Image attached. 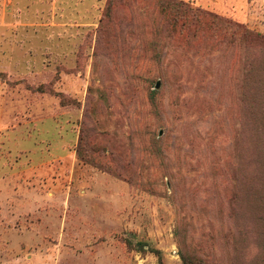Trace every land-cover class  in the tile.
Returning <instances> with one entry per match:
<instances>
[{"label":"rangeland","instance_id":"374dc122","mask_svg":"<svg viewBox=\"0 0 264 264\" xmlns=\"http://www.w3.org/2000/svg\"><path fill=\"white\" fill-rule=\"evenodd\" d=\"M167 1L0 0V264L260 263L264 0Z\"/></svg>","mask_w":264,"mask_h":264},{"label":"trees","instance_id":"16d2710c","mask_svg":"<svg viewBox=\"0 0 264 264\" xmlns=\"http://www.w3.org/2000/svg\"><path fill=\"white\" fill-rule=\"evenodd\" d=\"M148 4H151L152 7L156 10L155 16H161L162 19H170L172 23H177L178 20H181L182 23H185L189 17H193L194 19L198 17H205V15L198 13L196 11H192L189 8L183 6L180 3L171 2L167 0H144ZM108 12H106L107 14ZM242 35L256 38V35H253L251 32L247 31L246 29L240 31ZM263 68H264V61H263ZM264 80V78H263ZM263 90H264V81H263ZM60 103H64L63 98L60 96ZM174 234L177 235L176 229L174 230ZM130 246V243H128ZM144 243L139 242L137 243V250L144 251ZM149 251H152L156 257L157 262L161 264L160 260V253L158 249L149 248ZM178 256L182 264H205L204 260L201 259L194 249H190L180 243H178ZM260 263L264 264V247L262 249V253L260 256Z\"/></svg>","mask_w":264,"mask_h":264}]
</instances>
